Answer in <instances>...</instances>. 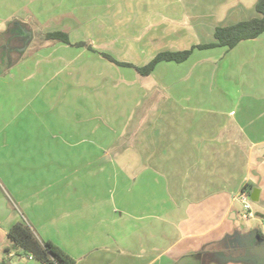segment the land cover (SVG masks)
<instances>
[{"label": "crops", "instance_id": "crops-1", "mask_svg": "<svg viewBox=\"0 0 264 264\" xmlns=\"http://www.w3.org/2000/svg\"><path fill=\"white\" fill-rule=\"evenodd\" d=\"M257 1L0 0V32L31 28L0 61V264H45L12 246L19 220L76 264H264L230 254L264 236V31L150 75L103 54L143 65L211 42ZM255 188L247 219L238 195Z\"/></svg>", "mask_w": 264, "mask_h": 264}, {"label": "trees", "instance_id": "trees-1", "mask_svg": "<svg viewBox=\"0 0 264 264\" xmlns=\"http://www.w3.org/2000/svg\"><path fill=\"white\" fill-rule=\"evenodd\" d=\"M258 16L247 20L238 21L230 25L217 26L214 31V40L207 43H200L188 49L182 50H162L156 53L150 61L143 65H134L127 62L116 60L109 53H103L108 59L126 66H133L142 75H150L156 66L163 61H174L181 63L187 60L195 48H212L224 46L227 48L235 47L240 41L252 39L259 36L264 31V0H258L256 3ZM45 38L56 40L76 46H89L86 41L73 43L67 32L49 31L46 32ZM252 188L253 184L249 183L245 188ZM9 237L14 248L23 249L27 255H32L45 264H76L77 259L58 243L52 240H41L34 229L24 220L14 223L9 229ZM9 252V248H6ZM5 264V263H2Z\"/></svg>", "mask_w": 264, "mask_h": 264}, {"label": "rangeland", "instance_id": "rangeland-1", "mask_svg": "<svg viewBox=\"0 0 264 264\" xmlns=\"http://www.w3.org/2000/svg\"><path fill=\"white\" fill-rule=\"evenodd\" d=\"M10 26H11L10 30H7L5 32H0V61L4 60L5 58H10V60H11L10 62L15 60V58L20 53L19 52L20 50H18V49L20 47H24L29 40V36L27 33H25V31L31 30L30 26H27L26 27L27 29L22 28V30L20 27L14 26L13 24ZM38 40H40V39L38 38L37 41ZM6 42L10 43L8 49L5 47ZM29 99H31V98H29ZM34 102H35V98H32L31 100H29V105L32 104L34 107H36V105H34ZM29 110H31V107H29ZM140 113H142V112L140 111ZM35 132L40 133L39 130H35ZM82 147L83 146H77V150L82 148ZM63 148L66 149L67 146L62 145L61 146V152H62V150H63V152L65 151ZM74 163H75V168L77 170V178H76L77 184L78 185H86V183H88L86 180L90 179V178L85 177L84 173L87 170L91 169V167L87 166V162L83 159L76 160V162H74ZM59 164L61 165V169H62V168H67L68 164L71 167V165H73V162L72 161L68 162L67 160H60ZM63 164H64V166H62ZM255 203L256 202L253 201V204H255ZM246 222H247V220L242 218V224L245 225Z\"/></svg>", "mask_w": 264, "mask_h": 264}, {"label": "flooded vegetation", "instance_id": "flooded-vegetation-1", "mask_svg": "<svg viewBox=\"0 0 264 264\" xmlns=\"http://www.w3.org/2000/svg\"><path fill=\"white\" fill-rule=\"evenodd\" d=\"M247 240L244 243H232L230 254L250 260H261L264 257V236L251 233Z\"/></svg>", "mask_w": 264, "mask_h": 264}, {"label": "built area", "instance_id": "built-area-1", "mask_svg": "<svg viewBox=\"0 0 264 264\" xmlns=\"http://www.w3.org/2000/svg\"><path fill=\"white\" fill-rule=\"evenodd\" d=\"M238 199L240 200L242 206H243V210H244V214L243 216L247 219L251 218L252 216H254V212L252 209V201L250 198V194L246 191H241L238 195ZM29 258H33L32 255H28Z\"/></svg>", "mask_w": 264, "mask_h": 264}, {"label": "water", "instance_id": "water-1", "mask_svg": "<svg viewBox=\"0 0 264 264\" xmlns=\"http://www.w3.org/2000/svg\"><path fill=\"white\" fill-rule=\"evenodd\" d=\"M251 199L253 201H258L259 200V189L258 188H255L252 193H251ZM264 257L261 259L263 262H264Z\"/></svg>", "mask_w": 264, "mask_h": 264}]
</instances>
